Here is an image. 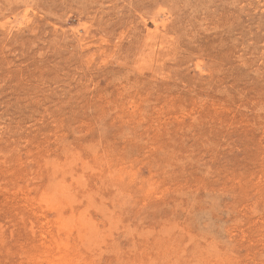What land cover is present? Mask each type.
Segmentation results:
<instances>
[{"label":"rangeland","instance_id":"1","mask_svg":"<svg viewBox=\"0 0 264 264\" xmlns=\"http://www.w3.org/2000/svg\"><path fill=\"white\" fill-rule=\"evenodd\" d=\"M0 264H264V0H0Z\"/></svg>","mask_w":264,"mask_h":264}]
</instances>
